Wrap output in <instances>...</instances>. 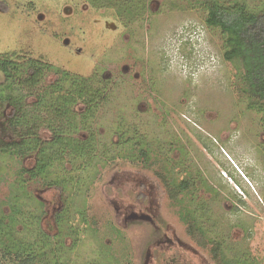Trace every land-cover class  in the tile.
Segmentation results:
<instances>
[{
	"label": "rangeland",
	"instance_id": "obj_1",
	"mask_svg": "<svg viewBox=\"0 0 264 264\" xmlns=\"http://www.w3.org/2000/svg\"><path fill=\"white\" fill-rule=\"evenodd\" d=\"M242 1L252 9L264 3ZM97 4L0 0V54L94 73L110 89L72 134L96 141L93 160L61 152L44 179L29 169L36 154L4 158L1 219L12 216L10 198L22 205L19 243L45 249L44 264H218L210 244L188 235L189 211L208 238L223 242L229 262L264 264V112L235 88L220 30L187 0H147L130 20ZM48 75L50 84L59 78ZM3 110L1 138L11 141ZM155 170L190 185L173 201ZM17 255L0 247V264H18Z\"/></svg>",
	"mask_w": 264,
	"mask_h": 264
},
{
	"label": "trees",
	"instance_id": "obj_2",
	"mask_svg": "<svg viewBox=\"0 0 264 264\" xmlns=\"http://www.w3.org/2000/svg\"><path fill=\"white\" fill-rule=\"evenodd\" d=\"M89 1L97 6V3L107 2L117 8L125 20L139 17L147 7V0ZM187 1L199 4L206 12L205 23L220 30L224 42L223 56L236 65L234 84L239 95L248 100L251 109L264 112V3L252 9L247 1L242 0L229 4L220 0ZM49 73H56L59 77L52 84L45 80ZM96 75L81 76L41 58L17 53L0 54V108H4L2 120H6L13 134L11 141H5L0 133V172L6 156L25 159L33 153L36 161L29 169L37 176L49 179L54 161L61 160V152L68 156L66 160L77 162L87 157L93 160L97 156L94 139L79 140L72 136L78 131L79 122L94 118L109 100L110 89ZM46 130L50 133L48 138L42 136ZM147 153L142 149L140 157H146ZM23 168L26 170L27 167ZM155 174L173 201L190 185L186 179L174 182L160 170H155ZM10 199L8 203L13 206L10 220L7 222L0 217V247L7 253L19 254L18 264H44L48 260L45 249L21 248L17 215L23 209L17 201ZM197 220L191 212L185 213L188 235L201 247L210 244V252L218 264H232L225 257L223 242L208 238ZM105 251L111 254V249Z\"/></svg>",
	"mask_w": 264,
	"mask_h": 264
}]
</instances>
